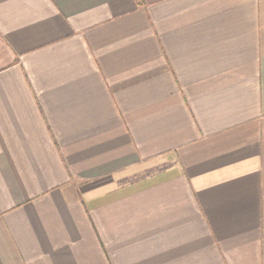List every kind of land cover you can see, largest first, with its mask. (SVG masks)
I'll return each mask as SVG.
<instances>
[{
  "label": "crops",
  "instance_id": "1",
  "mask_svg": "<svg viewBox=\"0 0 264 264\" xmlns=\"http://www.w3.org/2000/svg\"><path fill=\"white\" fill-rule=\"evenodd\" d=\"M0 264H264V0H0Z\"/></svg>",
  "mask_w": 264,
  "mask_h": 264
}]
</instances>
